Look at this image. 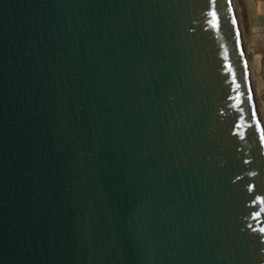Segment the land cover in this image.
<instances>
[{
    "label": "water",
    "instance_id": "1",
    "mask_svg": "<svg viewBox=\"0 0 264 264\" xmlns=\"http://www.w3.org/2000/svg\"><path fill=\"white\" fill-rule=\"evenodd\" d=\"M261 135L231 0H0V264H264Z\"/></svg>",
    "mask_w": 264,
    "mask_h": 264
},
{
    "label": "rangeland",
    "instance_id": "2",
    "mask_svg": "<svg viewBox=\"0 0 264 264\" xmlns=\"http://www.w3.org/2000/svg\"><path fill=\"white\" fill-rule=\"evenodd\" d=\"M231 1L235 13L236 21L238 23L241 32V41L249 68L251 87L254 94V101L258 108L259 116L264 129V55L261 56V54L258 53V56L255 57L254 55L255 49H253L251 46L253 44V40H252L253 35L256 34H254L252 31L251 32L247 31V27L243 23V21L245 22L244 15L242 20V17L240 15V8L238 6L237 0H231ZM255 44L257 45L259 44L257 47L258 51L259 50L264 51V42L256 41Z\"/></svg>",
    "mask_w": 264,
    "mask_h": 264
},
{
    "label": "crops",
    "instance_id": "3",
    "mask_svg": "<svg viewBox=\"0 0 264 264\" xmlns=\"http://www.w3.org/2000/svg\"><path fill=\"white\" fill-rule=\"evenodd\" d=\"M237 3L240 8L242 20L244 15L245 22L243 21V23L247 27V31H252L254 34H256L253 35V44L251 46L253 49H255L254 55L256 57L259 53L261 56H263L264 51L257 50V47L260 43L258 45L255 43L256 41L264 42V0H237Z\"/></svg>",
    "mask_w": 264,
    "mask_h": 264
},
{
    "label": "snow or ice",
    "instance_id": "4",
    "mask_svg": "<svg viewBox=\"0 0 264 264\" xmlns=\"http://www.w3.org/2000/svg\"><path fill=\"white\" fill-rule=\"evenodd\" d=\"M210 14H211L213 17H215V15H216L214 12H213V13H210ZM245 80H246V74H245ZM233 83H235V82L233 81ZM239 87H240V85L237 84V85H236V88H239ZM229 99H232V98L229 97ZM247 99H248V102L250 103V102H251V99H252V97H251V92H250V91L247 93ZM235 100H236V103L233 105V107H240V108H241V114H240V117H239V118H240V119H243V118H244L243 115H242V113H243V107H242V105H241L242 96H241V93H240V92H237V93H236V98H235ZM251 119H252L253 121H257V114H256V112H255L254 110L251 112ZM235 126H236V127H239V124H237V125H235ZM256 129H257L258 131L260 130V125H259L258 122L256 123ZM260 140H261V142H264V135H261V136H260ZM243 163L248 164L249 161H248V160H244ZM249 174H250V175H255V173H249ZM237 179H239V177H237ZM253 187H254V185L249 184V185H248V191L251 192V191L253 190ZM258 203L264 204V197H261V196L257 195V196H255L254 199L251 200V204H252L253 206L257 205ZM262 213H264V209H260L259 211H253V212L251 213V216H252L253 220H256L258 217H261V214H262ZM258 231H259L260 233H264V227L259 228Z\"/></svg>",
    "mask_w": 264,
    "mask_h": 264
}]
</instances>
